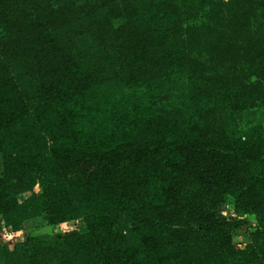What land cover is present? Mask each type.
I'll use <instances>...</instances> for the list:
<instances>
[{"label":"trees","instance_id":"obj_1","mask_svg":"<svg viewBox=\"0 0 264 264\" xmlns=\"http://www.w3.org/2000/svg\"><path fill=\"white\" fill-rule=\"evenodd\" d=\"M81 1L0 0V223L20 230L44 214L88 226L0 245V264H264V242L239 258L233 224L215 209L234 196L264 222L261 156L244 160L232 128L264 95L243 102L240 69L230 78L214 69L225 53L212 42L221 8ZM38 178L42 192L20 201ZM185 218L189 231L176 227Z\"/></svg>","mask_w":264,"mask_h":264},{"label":"rangeland","instance_id":"obj_2","mask_svg":"<svg viewBox=\"0 0 264 264\" xmlns=\"http://www.w3.org/2000/svg\"><path fill=\"white\" fill-rule=\"evenodd\" d=\"M208 8H221V14L223 20L222 23H217L216 26L218 31H215L217 38L214 39V45L217 44L219 39L222 45L215 50H220L225 53L221 56L220 60H217V65L214 69H220L221 73L227 75L230 78L234 74V69H240L239 74L246 85H244L245 92H241L240 96L243 98V102L251 104L252 100L255 98H260L264 94L255 93L256 89L252 88V83H257V87L262 86L264 89V0H207ZM81 2V3H80ZM69 5L73 8L75 6H82V1L70 0ZM190 20H183L182 26H186L187 22ZM214 35V32L211 31ZM212 36V35H211ZM214 37V36H213ZM213 37H210L211 41ZM202 47L205 48L203 41L200 43ZM212 50L214 48L212 47ZM195 53L201 58L207 57V52L202 49H196ZM257 67V68H256ZM219 71V72H220ZM238 73V72H237ZM228 81V80H223ZM237 82L239 80H236ZM250 87V88H248ZM231 97V96H230ZM215 98V97H214ZM236 98V97H235ZM231 97V100H235ZM230 102L232 103V101ZM209 102V99H206ZM215 101H218L215 98ZM242 101H240L241 103ZM230 103V104H231ZM233 104V103H232ZM228 105L225 107L224 112L226 114H233V118L237 117L235 113L236 108L233 105ZM238 104V103H237ZM135 108V107H134ZM235 111V112H234ZM253 118L248 121L246 119H236V122L232 128L237 131L236 138H241L243 142L242 149L239 150V155L246 160L248 157H255L260 154L263 163L261 165L257 164L256 167L260 166L264 169V102L257 99L252 105L251 110ZM128 112V111H127ZM131 112L128 113V115ZM74 115V114H73ZM263 121V122H260ZM48 128L51 129L50 132H54L51 128L52 123L46 122ZM237 124V125H236ZM237 126V128H236ZM260 126L261 128H256ZM67 129H76V125L68 121L66 124ZM77 130V129H76ZM250 141V142H249ZM252 146H255L253 148ZM247 150V151H246ZM258 160V163L261 162ZM40 178L34 185L33 191H27L18 195L20 201L25 200L32 192L41 193L43 187L39 182ZM197 189L195 185H190L187 187V192L192 193L193 190ZM240 204L237 203L236 197H223L217 206L215 207L218 216L226 221L231 222L232 231V246L239 253V258H248L250 255V247L256 242H264V222L260 219L257 212L253 209H248L241 212ZM187 218V217H186ZM182 219L180 225L176 227L183 231H189L195 227L194 220ZM122 226L125 227L132 226L126 221L122 222ZM0 245L8 246L13 248L16 243L27 242L30 238H43L50 237L59 234H67L70 232H79L80 234L87 232V223L84 218H74L65 219L59 222L53 223L47 219L44 214L37 215L27 219L21 226L20 230H15L12 227L6 225L5 221L0 223ZM127 230L125 231V233ZM258 232V239L255 240L252 234ZM167 235L168 239H174L175 234L164 233ZM179 239V237L177 238ZM180 241V240H179ZM203 247H201L202 253L205 255L211 252V245L207 244V241L203 239ZM204 250V251H203ZM201 255H195V258ZM207 256V255H206Z\"/></svg>","mask_w":264,"mask_h":264}]
</instances>
